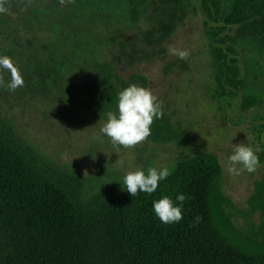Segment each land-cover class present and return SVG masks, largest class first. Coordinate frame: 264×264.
<instances>
[{"label": "trees", "instance_id": "obj_1", "mask_svg": "<svg viewBox=\"0 0 264 264\" xmlns=\"http://www.w3.org/2000/svg\"><path fill=\"white\" fill-rule=\"evenodd\" d=\"M124 2L128 22H144L139 39L153 51L149 55L136 42H121L131 64L165 57L162 45L192 14L201 15L213 71L212 99L229 103L246 89L242 47L264 59V0ZM50 62L38 70L35 90L43 95L71 69V55ZM120 62L111 55L79 68L83 103L95 121L116 111V95L129 84L149 89L144 74L121 77ZM158 101L162 115L154 119L146 140L183 146L187 136L173 123L168 103ZM261 102L258 95L245 94L240 109ZM257 157L264 165V149ZM222 175L219 158L199 152L180 158L154 193L131 196L122 187H102L85 194L82 176L44 161L0 117V264H264V170L245 209L224 193ZM178 193L186 196L182 219L162 223L152 211L153 200L167 195L175 201Z\"/></svg>", "mask_w": 264, "mask_h": 264}, {"label": "rangeland", "instance_id": "obj_2", "mask_svg": "<svg viewBox=\"0 0 264 264\" xmlns=\"http://www.w3.org/2000/svg\"><path fill=\"white\" fill-rule=\"evenodd\" d=\"M126 5L124 0H0L5 9L0 13V55L11 58L24 80L22 87L9 90L10 73L0 69V117L44 161L82 176L85 194L122 187L126 171L153 166L170 170L180 158L208 152L222 165L224 193L237 208L245 209L264 165L237 175L229 171L228 157L240 144H248L256 155L264 149V134H258L264 129V59L242 47L240 68L246 89L229 103L212 99L213 71L201 15L192 14L162 45L165 57L131 64L130 58L123 57L121 42H136L149 55L153 51L139 39L144 22L135 26L126 19ZM173 48L189 54L180 59L171 54ZM70 55L71 69L49 86L50 92L36 91L40 66ZM111 55L121 58L117 66L121 77L147 76L152 94L168 103L173 123L187 136L183 146L145 139L125 148L100 131L106 118L99 122L90 117L79 87V68L108 61ZM245 94L258 95L261 105L242 111Z\"/></svg>", "mask_w": 264, "mask_h": 264}, {"label": "clouds", "instance_id": "obj_3", "mask_svg": "<svg viewBox=\"0 0 264 264\" xmlns=\"http://www.w3.org/2000/svg\"><path fill=\"white\" fill-rule=\"evenodd\" d=\"M4 11L5 9L0 7V13ZM170 52L180 59L186 58L189 54L186 50L174 48L170 49ZM0 69L10 73V80L6 85L9 90L14 91L23 86L24 80L14 67L10 57L0 55ZM115 108V112L108 111L106 113V120L100 131L113 144L125 148L144 141L151 134V125L154 119H160L162 115L157 97L152 94L150 89L136 84H129L126 88L118 91ZM228 160L232 165L229 171L237 175L241 171L252 173L260 166L257 155L248 144L233 146L232 154L229 155ZM117 163H122V161L118 160ZM168 175L169 169L166 167L153 166L146 170L137 168L134 171H126L122 177V185H120L131 196H135L138 192L151 194L157 190L159 182L166 179ZM185 200L186 196L183 193L176 194L175 201L167 195H162L159 199L153 200L152 211L162 223L179 222L182 219V207ZM198 220L199 217L196 218V221Z\"/></svg>", "mask_w": 264, "mask_h": 264}]
</instances>
